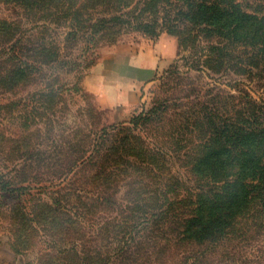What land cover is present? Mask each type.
<instances>
[{
  "label": "trees",
  "instance_id": "trees-1",
  "mask_svg": "<svg viewBox=\"0 0 264 264\" xmlns=\"http://www.w3.org/2000/svg\"><path fill=\"white\" fill-rule=\"evenodd\" d=\"M0 7L14 12L0 18V228L18 262L5 264H213L248 227L264 233V102L250 94L187 83L126 123L96 127L82 114L64 125L99 47L166 31L187 54L183 74L248 80L264 73V15L238 0Z\"/></svg>",
  "mask_w": 264,
  "mask_h": 264
},
{
  "label": "rangeland",
  "instance_id": "rangeland-1",
  "mask_svg": "<svg viewBox=\"0 0 264 264\" xmlns=\"http://www.w3.org/2000/svg\"><path fill=\"white\" fill-rule=\"evenodd\" d=\"M238 2L244 11L264 15V0ZM13 13L0 7V18L10 17ZM185 55L179 50L177 38L166 31L157 37L132 31L122 35L116 43L99 47L93 54L92 64L84 71L79 82L83 90L79 94H83V97L72 100V111L66 114L64 125L73 127L80 122L82 114L96 127L126 123L158 100L182 96L185 87L188 88L185 86L187 83L194 89H202V92L213 90L215 86L231 95L250 94L254 99L264 102L263 72H255L248 80L230 74L211 78L213 76L194 71L185 75ZM177 66L179 76L172 75ZM79 107L81 111L76 112ZM183 166L180 158L171 159L172 173L192 187V176ZM238 235V240L231 243L234 247L232 254L227 255L230 248L223 247L219 254L210 257L213 264H264V233L253 226L248 227L246 233ZM8 239V232L0 228V264L12 261L18 263L8 249ZM35 254L36 251H33L26 257H19L20 261H31Z\"/></svg>",
  "mask_w": 264,
  "mask_h": 264
}]
</instances>
